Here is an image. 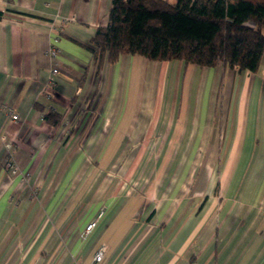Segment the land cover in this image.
<instances>
[{"label": "crops", "instance_id": "crops-1", "mask_svg": "<svg viewBox=\"0 0 264 264\" xmlns=\"http://www.w3.org/2000/svg\"><path fill=\"white\" fill-rule=\"evenodd\" d=\"M110 4L0 0V104L18 116L0 108V264H264V54L255 73L98 65L90 40ZM140 144L159 155L143 190L122 158Z\"/></svg>", "mask_w": 264, "mask_h": 264}, {"label": "trees", "instance_id": "trees-1", "mask_svg": "<svg viewBox=\"0 0 264 264\" xmlns=\"http://www.w3.org/2000/svg\"><path fill=\"white\" fill-rule=\"evenodd\" d=\"M90 50L98 65L140 55L255 73L264 54V0H111Z\"/></svg>", "mask_w": 264, "mask_h": 264}, {"label": "rangeland", "instance_id": "rangeland-1", "mask_svg": "<svg viewBox=\"0 0 264 264\" xmlns=\"http://www.w3.org/2000/svg\"><path fill=\"white\" fill-rule=\"evenodd\" d=\"M144 96H145V98H144ZM164 99L161 100V107H165L167 105L166 100H164ZM145 100H146V102L148 100V103L151 105V99H147L146 93L143 92V101H142L143 108L146 107ZM159 104H160V100H159ZM131 154H132V156H131ZM124 157L125 158L130 157L128 160V163H126V164H129V162L132 160L134 161L132 164L133 169H131V171L128 172L127 176L125 177L126 185H128V183H129V184H132L131 187H134V188L137 187L136 188L137 190L138 189L143 190L145 188V186L149 184V180H150L149 177H150L151 171L152 172L155 171V169L157 167V163L159 162V155L155 154V150H154L153 146L140 144V145H136V146H134V145L133 146H127L124 153H123L122 158H124ZM123 161H124V159L122 160L121 164L123 163ZM119 167H120V164L119 165L117 164V167L110 172V177L112 179L117 177V172L119 170ZM112 179H110V180H112ZM156 181H157V183L159 182L158 179ZM165 181L166 180L164 178L161 183L164 184ZM11 228H12V226H11ZM14 228L16 229V227H14Z\"/></svg>", "mask_w": 264, "mask_h": 264}, {"label": "built area", "instance_id": "built-area-1", "mask_svg": "<svg viewBox=\"0 0 264 264\" xmlns=\"http://www.w3.org/2000/svg\"><path fill=\"white\" fill-rule=\"evenodd\" d=\"M56 40H54V43H55ZM52 43L53 45H51L48 49V55L51 57V59H53V66L51 68V73H50V76H49V79H48V88L49 89H53L54 87V83H55V77L56 75L58 74V71H59V66H58V62H57V57L59 55V50L57 49V47L55 46V44ZM49 93V92H48ZM3 105L0 104V108L2 107ZM4 108H6L8 111L10 110L11 112V118L13 120H17L18 119V116L15 114V113H12L11 109L9 106H3ZM6 167L9 168L11 170V172L15 175H20L21 174V171L18 169L17 166L13 165L12 162L8 161L6 162ZM103 216V211L100 210L97 212V214L95 215V217L93 219H91L87 224L86 226L84 227V234H88L90 233L94 228L95 226L97 225L99 219ZM109 251V246L108 245H100L97 250L95 251L94 255H93V261L95 263H100L105 254Z\"/></svg>", "mask_w": 264, "mask_h": 264}]
</instances>
